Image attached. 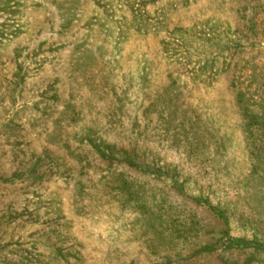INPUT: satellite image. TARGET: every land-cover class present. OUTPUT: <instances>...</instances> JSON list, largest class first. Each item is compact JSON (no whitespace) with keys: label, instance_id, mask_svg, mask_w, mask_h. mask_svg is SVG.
I'll return each instance as SVG.
<instances>
[{"label":"rangeland","instance_id":"1","mask_svg":"<svg viewBox=\"0 0 264 264\" xmlns=\"http://www.w3.org/2000/svg\"><path fill=\"white\" fill-rule=\"evenodd\" d=\"M0 264H264V0H0Z\"/></svg>","mask_w":264,"mask_h":264}]
</instances>
